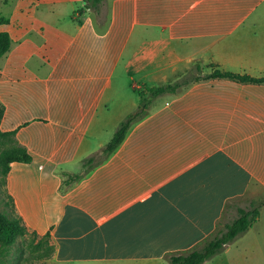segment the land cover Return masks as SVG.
<instances>
[{"label": "crops", "instance_id": "obj_1", "mask_svg": "<svg viewBox=\"0 0 264 264\" xmlns=\"http://www.w3.org/2000/svg\"><path fill=\"white\" fill-rule=\"evenodd\" d=\"M1 131L32 155L4 190L48 233L53 264H169L226 205L264 195V84L190 82L158 96L101 164L82 172L139 102L195 66L264 78V0H0ZM202 264H264V205Z\"/></svg>", "mask_w": 264, "mask_h": 264}, {"label": "trees", "instance_id": "obj_2", "mask_svg": "<svg viewBox=\"0 0 264 264\" xmlns=\"http://www.w3.org/2000/svg\"><path fill=\"white\" fill-rule=\"evenodd\" d=\"M102 0H84V7L89 10H96ZM4 18L0 16V22ZM10 47V37L6 32H0V58L8 51ZM204 78H226L235 80L241 83H263L264 78H253L247 75H240L233 72L221 71L214 69L212 72L205 75H200L198 67L195 66L181 77L172 82H168L159 86H144L142 90H137L139 96L138 105L134 110L129 112L117 125L110 140L105 143L99 151L82 159V172L75 175L76 180L80 179L84 173L90 171L94 167L101 164L116 147L124 139L126 130L131 123L146 115L150 104L158 96L177 95L190 82ZM3 115V105L0 103V120ZM0 188L4 191L6 203L10 205L11 211H0V249L10 247L17 236L25 232V227L22 225L19 216L12 209V199L5 192L3 186L12 164H30L33 161V155L15 138V131L0 130ZM239 199L230 201L222 218L217 224L214 232L204 239L196 247L182 253H172L166 255V260L169 264H202L219 254L224 247L234 241L236 238L248 231L251 226L258 220L260 209L264 205V197L255 203H250L247 207L236 205ZM235 207L236 215L232 218L228 217L229 211ZM49 236L48 233H46ZM53 248L51 250V253ZM50 253V254H51Z\"/></svg>", "mask_w": 264, "mask_h": 264}, {"label": "rangeland", "instance_id": "obj_3", "mask_svg": "<svg viewBox=\"0 0 264 264\" xmlns=\"http://www.w3.org/2000/svg\"><path fill=\"white\" fill-rule=\"evenodd\" d=\"M262 197H264V195L257 197H250L247 195L239 199L236 205L247 207L250 203H255ZM11 207L14 209L12 204ZM0 211H11L10 205L6 203V197L4 196L2 188H0ZM235 215L236 209L233 207L229 211L228 217L232 218ZM21 223L25 227V232L17 236L10 247L3 250L0 249V264H53L50 262V257L52 255L51 250L53 247L46 233H38L33 223L22 221Z\"/></svg>", "mask_w": 264, "mask_h": 264}]
</instances>
